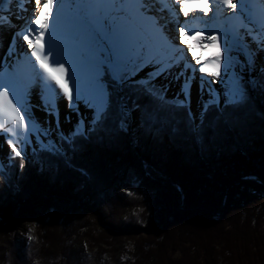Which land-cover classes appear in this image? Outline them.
<instances>
[{
    "label": "trees",
    "instance_id": "trees-1",
    "mask_svg": "<svg viewBox=\"0 0 264 264\" xmlns=\"http://www.w3.org/2000/svg\"><path fill=\"white\" fill-rule=\"evenodd\" d=\"M164 98L171 120L158 133L91 134L60 153L38 145L22 170L11 153L0 167V221L18 208L0 228L50 213L41 264H93L94 254L104 264L103 246L113 248L109 264H264V118L225 124L209 97L194 125L187 102L176 106L184 98ZM131 205L143 207L142 222L121 218ZM121 237L132 248L120 256Z\"/></svg>",
    "mask_w": 264,
    "mask_h": 264
},
{
    "label": "snow or ice",
    "instance_id": "snow-or-ice-1",
    "mask_svg": "<svg viewBox=\"0 0 264 264\" xmlns=\"http://www.w3.org/2000/svg\"><path fill=\"white\" fill-rule=\"evenodd\" d=\"M4 2L7 0H0V4ZM32 2L37 9L32 23L39 31L29 27L25 34L17 36L16 30L12 29L5 48L6 55H0V68L4 69L0 72V130L12 132V128L5 127L6 120L24 131L27 121L32 119L27 111L14 103L21 98L17 89L22 83L29 105L35 98L38 103L34 106L44 111L50 121H56L58 134L52 136L56 145L52 150L54 153L62 152L65 144L76 147L73 143L76 138L84 139L91 134H97L103 141L127 134L132 126L147 134L160 132L171 120L164 107V93L168 85L160 83L161 79L171 75L169 69L173 67L171 64L161 66L162 42L166 36L173 43L178 40L180 45H185L198 66L187 69L180 65L185 70L173 76L174 80L182 81L177 95L183 93L185 96L184 100L177 101L176 106H182L190 98L191 92L184 93L183 85L196 80L199 81L196 85L198 98L202 90L207 91L212 97L208 104L216 106L225 124L238 126L249 116L264 118V56H261L264 48L261 53L245 50L244 60L240 61L233 59L232 46L227 38L222 50L215 32L206 36L197 31L185 38L188 34L184 27L177 28L175 37L169 36L168 28L163 25L157 31L150 17L145 15L154 11L150 7L154 0ZM215 2L232 10L233 15L239 12L245 21L251 17L255 5V0H242L239 6L234 0ZM56 4L60 6L58 9ZM175 4L184 17L195 11L208 15L210 11L209 0H175ZM260 24L264 26V17ZM13 38L22 40L39 72L35 69L28 72L16 65V58L24 55L25 49L12 51L15 48ZM190 39L201 49L214 48V54L210 57L198 56ZM204 40L208 42L204 43ZM222 51L227 52L226 64ZM50 57L55 59L50 60ZM258 57L262 60L259 65ZM65 64L71 66V74L67 78ZM40 73H43L44 79ZM205 76L210 79L205 80ZM220 84H225L222 91L216 87ZM50 85L59 90L55 111L45 105L41 95V89L51 90ZM157 99L159 103H156ZM61 103L69 123H72L71 114L76 116L75 123L66 132L59 128ZM201 130L200 127L196 129L198 132ZM7 144L11 153L19 158L18 167L22 170L26 152L17 148L12 140H8Z\"/></svg>",
    "mask_w": 264,
    "mask_h": 264
},
{
    "label": "bare ground",
    "instance_id": "bare-ground-1",
    "mask_svg": "<svg viewBox=\"0 0 264 264\" xmlns=\"http://www.w3.org/2000/svg\"><path fill=\"white\" fill-rule=\"evenodd\" d=\"M31 1L32 0H30V2H28V0H17V2H12V0H7V2L3 3V6L1 7L2 10H0V17H3V19L0 20V55H6L5 48L8 46L9 37L12 35V32H11L12 29L16 30L17 36H22L23 34H25L27 28L29 27H31L36 32L39 31V29H37L36 26L32 23V18L37 14V9H35L36 7L34 8L33 6H31ZM155 2L157 4L150 5V7L154 9V11L145 13V15L150 17V22L157 31H160L161 25H163L168 28V35L172 37H174V34L176 35L177 33L176 30L178 27H184L186 29V32L188 35L185 38H188L189 36H191L197 31L204 33L205 28L208 27V28H213V30L211 31V34L215 32L219 40L224 32L229 33V35L231 34V37H233L232 33L233 32L235 33L237 31L236 28L239 22H241V28H243L242 25L243 26L252 25L250 22L247 24L246 21L244 20V17L241 16L239 12H237L235 15H233L232 10L230 9H227L226 12H223V10H221V7L223 5L218 4L217 2H215V0H209L210 11L208 15H205L199 11H195L194 13H190L188 17L181 16L182 18H180L179 14H177L174 10V7L176 5L175 0H155ZM234 2L237 3V5L239 6L242 0H234ZM244 2H247V0H244ZM59 7H60L59 4L55 5V8L58 9ZM9 12L10 14H13L14 18H16L14 27L11 25L10 23L11 21L7 18V16H9ZM168 12L170 16H174V17L168 18L167 17ZM181 15L183 14L181 13ZM205 17L210 18V20H206L207 18ZM262 17H264V0H255V5L253 7V13L250 17V20H253L252 23L256 22V25H258L257 26L258 28L255 31H249L250 33H248V38L253 43H256L259 40L256 46L264 48V26L260 24V20ZM184 18L187 19L189 24L186 25L187 22H185ZM214 21H216L215 23H219V24L211 25V23H213ZM53 23L55 22L53 21ZM193 24H197L198 27L196 28V30H191ZM17 25H20V27L17 28ZM237 39L240 40L241 36H237ZM250 40L249 42L252 43ZM163 42H162V57L160 58L162 59L161 66H167L169 64L173 65V67L169 69V71L171 72V75H169L166 79H163V80L172 79L173 76L178 72V69L176 67L180 68V65L186 66L187 69L193 68V67H190L189 65H185V61L187 59L185 58L184 52L179 51L178 49L179 47H177L172 42L171 39H168L166 36ZM189 42L193 44V47L198 56L202 55L206 57L204 53L206 52L214 53L215 52L214 48L201 49L191 39L189 40ZM240 42H241L240 48L242 49L243 53L245 52V50L250 49L249 46L248 48L245 47V40H240ZM12 43L13 45H15V48H13L12 51H15L16 49H19V48L25 49V54L16 58V61H15L16 65L19 66L20 69L26 70L28 72H31L32 69H35L36 72H39L40 70L38 66L35 65L34 58L31 57L30 52H27L26 46L22 44V40L18 38H13ZM237 50L241 53V50L239 48H237ZM199 51L201 52L199 53ZM44 54L47 55L46 52ZM171 54H175V59H177V62H178L177 64L171 63L172 62ZM212 55L213 54H211L210 56ZM261 56H264V53H261ZM52 59H55V58L50 57V60ZM261 62L262 61H260V63ZM224 63L225 64L227 63L226 56H224ZM65 67L67 69L66 71V78H67L71 74V66L68 64H65ZM194 67L198 68V66H195V65ZM184 70L185 68L181 69V71H184ZM3 71L4 69L0 68V72H3ZM8 71H11V69H8ZM40 75H41V78L44 79L43 73H40ZM196 75L197 76L200 75L198 71ZM204 79L208 80L209 77L205 76ZM176 81H179V80H176ZM44 82L48 83V81L46 80ZM198 82L199 81L193 80L190 82V84L183 85V87L186 88V89H183V91L185 93L187 91H190L191 94L194 95L193 97L196 98L198 96L197 87H196ZM172 88L174 89L175 87H172ZM50 89H51L50 91L41 89V95L44 98L45 105L49 109L55 111L56 101L59 98V90L56 89L54 85H50ZM17 91L21 98L20 100H14V103H16L17 106L21 108L23 111H27L29 115L32 116V119L27 121V127H26V130L24 131H21L18 125L14 126L13 124H10L5 120L4 121L5 127L12 128V132L9 133V132L0 130V150H1V141L3 143V141L5 140L6 141L5 143H7L8 140L14 141L15 139H18L20 137L26 138L29 134L30 136H34V138L36 137V135H38L41 138L46 139L48 138V136L45 132H43V130L46 129V132L50 131L48 128H50L51 123H56L55 120L50 121L44 111H40L38 108L34 106L38 103V101L35 98H33L31 106H34L36 110L34 109L35 111H33L31 109L32 107H29V103H28L29 97H28L27 92L24 91L22 83L18 85ZM192 99L193 98L189 99V104L194 109L195 107L193 104L194 102L191 101ZM64 111L66 110L64 108L63 103H61L60 104V114H59V126L61 127H63V123L65 126V124L69 122L65 118V113H63ZM32 113H35L37 116V119L41 120L40 123L43 121L42 119L46 120L41 123L42 126H40V128L38 129H36L35 127L36 122L33 118L34 116ZM74 119H76L75 114H71V120L73 121ZM63 120H66V122H63Z\"/></svg>",
    "mask_w": 264,
    "mask_h": 264
},
{
    "label": "rangeland",
    "instance_id": "rangeland-1",
    "mask_svg": "<svg viewBox=\"0 0 264 264\" xmlns=\"http://www.w3.org/2000/svg\"><path fill=\"white\" fill-rule=\"evenodd\" d=\"M153 4H157L155 2V0H154ZM35 6L36 5L33 3V7H35ZM209 6H210V4H209ZM227 9L228 8L225 5H223L221 7V10H223V12H226ZM174 10L177 14H179V17L182 18L181 16H183V15H181V13L179 12V6L178 5H175ZM169 12H168L167 17L173 18L174 16H170ZM205 18H207L206 20H210V18H208V17H205ZM184 20H185V22H187L186 25L189 24L187 19L184 18ZM216 20H218V19H216ZM199 21H197V22H199ZM252 21L253 20H250V18H249V20H247L246 23L248 24L250 22L252 25H248V26L242 25L243 28H241V22H239L237 24L238 26L236 28L237 31L235 33L234 32L232 33L233 37H231V34L229 35V33L224 32L220 38L221 40L220 39L218 40V42L222 46V50H223V44H224L225 38H227L229 40V43L232 46L231 55H232L234 60H240V61L244 60V53L242 52V49L240 48V44H241L240 40H245V47L248 48V46H249V48L251 50H253L254 52L261 53L262 47L256 46L257 42H259V40L256 43H253L248 38V33H250L249 31H255L258 28L257 27L258 25H256V22L252 23ZM215 22L216 21L211 23V25L219 24V23H215ZM13 27H14V25H13ZM212 30H213V28L207 27V28H205L204 34L206 36L211 35ZM176 35H177V33H176ZM176 35L174 34V37ZM237 36H241V39L238 40ZM249 40L252 43H250ZM203 42L207 43L208 41L204 40ZM163 44H164V42H163ZM174 44L177 47H179L178 48L179 51L184 52L185 58L187 59L185 61V65H189L190 67H194L195 62L191 59V53H188L186 51V46L180 45L178 40ZM243 46H244V44H243ZM237 48H239L241 50V53L237 50ZM200 52L201 51H199V53ZM211 54H214V53H210V52L204 53V55L206 57L210 56ZM222 54L224 56H226V58H227V52L226 51H222ZM171 56H172V62L171 63L177 64L178 62H177V59H175V54H171ZM260 61H262V60L260 57H258V59H257L258 65L260 64ZM176 68L178 69V72H180L181 69H183L182 67H180V68L176 67ZM237 71H239L238 68H237ZM160 83H165L168 85V88L165 92V94L167 96L179 97V98L185 99V96L183 95V93H181L180 95H177V93L180 90L182 81H176L172 78V79H167V80L161 79ZM172 87H175V88L173 89ZM216 87L218 88V90L222 91L225 89V84H220ZM183 89H186V88L183 87ZM188 92L189 91H187L186 93H188ZM193 96L194 95L191 94L189 99L193 98L191 101L194 102L193 103L194 107H195L194 109L189 104V99L186 102L188 103V110L190 111L189 114L193 120V124L196 125V123L199 121V111L201 110V101L204 99H207L211 96L207 91H203V90H202L201 94L199 95V98H198V96L196 98H194ZM29 107H32L31 109L33 111L36 110V108L34 106L29 105ZM63 113H65V111ZM32 114H34L33 118L36 122L35 127H36V129H38V128H40V126H42L41 123L43 121H46V120L42 119L43 121L40 123L41 120L37 119L36 114L35 113H32ZM75 121H76V119H74L72 121V123L67 122V124H65V126L63 123V127H61V126H59V127H60V129H62L63 131L66 132L73 126ZM63 122H66V120H63ZM82 128H83V126H82ZM48 129L50 130L48 132H46V129L43 130V132H45L48 136V138H46V139L41 138L38 135H36V137L34 138V136H30V134H29L26 138L20 137L18 139H15L17 142L14 140L15 142L13 141V143L16 145L17 148L24 150L26 152V155L31 158L32 157L31 151L34 148H36L38 145H46L47 143L53 144L52 136L54 134H58V133H56V123H51L50 128H48ZM5 142H6L5 140L3 141V143L1 141L0 167H2V165L5 163H9V159L7 157L11 154V151L8 148V144ZM17 208H18V206L13 209V211H12L13 214H15ZM126 208H127V210H125L120 215L125 223H126V221H128V219L133 220L135 223H139V221L142 222L144 220L143 218H144L145 214L142 211V209H143L142 206H140V209L137 208V206L135 209V208H133L132 205L127 206ZM52 218L53 217L51 216L50 213H47V212L43 213V210H37L35 212H33V211L31 213L29 212L26 215V217H24V219L19 222V224L17 226H14V227L3 226V227H1L0 228V264H41L43 258H42L41 251H40L41 247L39 244V239H40L41 234L43 233L42 232L43 226L48 225L49 223L51 225L53 223V222H51ZM87 219H88L87 221H89V222H95L96 221V218L92 217L91 215L90 216L88 215ZM5 222H6V220L2 221L0 226L2 224H4ZM52 226L55 228L54 224H52ZM56 227H58V226H56ZM57 230H58V228H57ZM60 230L62 231V228ZM63 231H66V229L65 230L63 229ZM115 231L121 232L120 230H115ZM67 232H68V230H67ZM129 233H131V232H129ZM126 234H127V232H126ZM63 235L65 236V233ZM89 239L91 241L90 247L91 248H92V246L95 247V243H96L95 240L96 239L93 240V238H91V237ZM14 240H18L19 242L16 243ZM119 241L121 244L120 243H117V244L120 248L117 247L116 251H118L117 254H119L121 256L123 253L126 254L132 248V242H131V239H128L127 237H121ZM19 247H20V249H19ZM91 248H89V249H91ZM109 248L106 246H103V247H100V249H99L101 253H106V255H107L106 256L107 263L105 261H103L104 264L105 263L109 264L114 259V256L112 255L114 252L113 248H110V249ZM106 249H109V250H106ZM97 258H98V256H96V254H94V256L90 257L93 264H98V263H96ZM128 258H129V255H128Z\"/></svg>",
    "mask_w": 264,
    "mask_h": 264
},
{
    "label": "water",
    "instance_id": "water-1",
    "mask_svg": "<svg viewBox=\"0 0 264 264\" xmlns=\"http://www.w3.org/2000/svg\"><path fill=\"white\" fill-rule=\"evenodd\" d=\"M190 112V111H189ZM133 127V126H132ZM131 127V128H132ZM13 215V213L10 215V217ZM10 217H8V218H6V219H4V220H2V221H5V220H8ZM2 221H0V224L2 223Z\"/></svg>",
    "mask_w": 264,
    "mask_h": 264
}]
</instances>
